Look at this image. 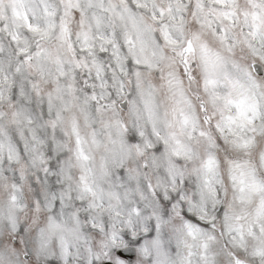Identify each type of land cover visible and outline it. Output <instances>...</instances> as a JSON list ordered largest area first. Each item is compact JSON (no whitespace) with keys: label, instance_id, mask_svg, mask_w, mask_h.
I'll return each instance as SVG.
<instances>
[{"label":"clouds","instance_id":"1","mask_svg":"<svg viewBox=\"0 0 264 264\" xmlns=\"http://www.w3.org/2000/svg\"><path fill=\"white\" fill-rule=\"evenodd\" d=\"M0 264H264V0H0Z\"/></svg>","mask_w":264,"mask_h":264}]
</instances>
